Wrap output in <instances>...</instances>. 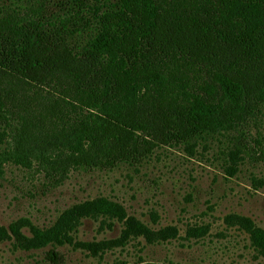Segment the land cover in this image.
Segmentation results:
<instances>
[{
    "label": "trees",
    "instance_id": "obj_1",
    "mask_svg": "<svg viewBox=\"0 0 264 264\" xmlns=\"http://www.w3.org/2000/svg\"><path fill=\"white\" fill-rule=\"evenodd\" d=\"M149 7L147 21L107 9L84 44L76 36L83 30L52 20L1 32L0 117L14 125L0 163L39 161L63 180L76 167L141 163L157 147L195 155L233 133L225 170L237 173L245 125L264 107V0H151ZM71 34L76 43H68ZM257 231L251 239L264 255Z\"/></svg>",
    "mask_w": 264,
    "mask_h": 264
},
{
    "label": "rangeland",
    "instance_id": "obj_2",
    "mask_svg": "<svg viewBox=\"0 0 264 264\" xmlns=\"http://www.w3.org/2000/svg\"><path fill=\"white\" fill-rule=\"evenodd\" d=\"M150 2L0 0V34L52 20L80 28L78 40L89 43L103 27L98 15L112 8L123 11L118 18L147 21ZM68 43H76L74 34ZM6 119L0 117V152L14 125ZM245 128L244 160L233 176L225 170L233 133L195 155L157 147L141 163L76 167L63 180L39 161L5 158L0 264H264L250 234L264 231L263 106ZM129 228L122 245L110 244Z\"/></svg>",
    "mask_w": 264,
    "mask_h": 264
}]
</instances>
